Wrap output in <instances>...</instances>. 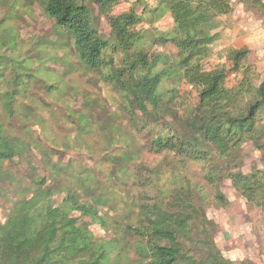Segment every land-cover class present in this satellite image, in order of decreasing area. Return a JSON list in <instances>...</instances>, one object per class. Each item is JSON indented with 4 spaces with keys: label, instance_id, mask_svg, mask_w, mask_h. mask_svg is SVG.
<instances>
[{
    "label": "rangeland",
    "instance_id": "1",
    "mask_svg": "<svg viewBox=\"0 0 264 264\" xmlns=\"http://www.w3.org/2000/svg\"><path fill=\"white\" fill-rule=\"evenodd\" d=\"M231 4L232 12L220 16V26L213 30L217 38L204 67L223 63L230 67L228 50L247 47L245 64L254 70L258 85L264 76V7L252 0H231ZM153 6V0H118L112 13L134 9L142 14ZM93 16L101 36L112 44L105 16L96 7ZM172 26L171 14L165 13L155 21L145 16L136 31L164 32ZM149 51L177 54L171 44H153ZM105 58L112 60L102 68L84 65L72 38L44 14L39 2L0 0V125L3 134L15 140L18 152L0 166V221L15 201L31 197L37 177H45L55 190L53 204L61 201L67 189L101 216L80 219L94 239L116 245L107 264H140L139 238L126 228L138 226L140 205L153 202L182 213L191 212L189 204L197 208L190 224L193 240H182L185 252L198 253L196 244L202 236L197 226H204L207 242L212 238L225 259L233 264H264L262 210L249 204L221 172L219 189L225 202L218 201L215 186L206 179L208 162L170 150L156 151L153 139L171 134L169 123L129 120L141 117L140 113L126 112L123 91L109 74L121 65L122 53L108 49ZM240 78L230 75L228 85ZM178 84L174 108L185 116L193 111L197 92L184 82ZM172 87V82L164 85ZM7 93L14 94L11 112L3 106ZM240 158L242 173L264 166L263 156L250 143L242 146Z\"/></svg>",
    "mask_w": 264,
    "mask_h": 264
},
{
    "label": "trees",
    "instance_id": "2",
    "mask_svg": "<svg viewBox=\"0 0 264 264\" xmlns=\"http://www.w3.org/2000/svg\"><path fill=\"white\" fill-rule=\"evenodd\" d=\"M29 1L39 2L44 14L72 38L80 61L88 68L109 64L112 59L105 58L108 49L122 53L121 65L109 74L123 91L126 112L134 109L140 113L141 117L129 120L169 123L171 134L153 139L156 151L170 150L187 159L208 162L206 179L215 186L218 201L225 202L219 189L221 172L249 204L264 214V166L254 167L249 173L239 170L244 144L250 143L264 158V76L256 85L254 70L245 64L250 52L247 47L228 50L230 67L225 63L204 67V60L211 55L210 45L217 38L213 30L220 26V16L232 12L231 0H153L155 6L146 7L142 14L130 9L117 15L112 11L118 0ZM252 3L264 7L261 0ZM94 7L110 26L112 44L95 25ZM165 13H170L173 20L169 31H136L145 16L155 21ZM153 44H171L177 54L171 57L150 52ZM238 74L241 78L229 86V76ZM166 82L175 87L165 89ZM178 82L197 92V103L185 116L174 108ZM5 96L3 106L11 112L14 94ZM169 114L172 121H167ZM2 130L0 125V166L18 153L15 140ZM34 184L31 197L15 201L8 216L0 221V264H107L116 245L111 240L94 239L80 219H101L97 211L67 189L55 205V190L46 184L45 177H37ZM189 207L191 212L182 213L167 209L161 202L140 205L138 226L126 228L139 238L136 252L140 264H233L221 255L212 238L207 242L204 226H197L202 236L196 244L198 253L184 251L182 240H193L190 224L197 210L192 204Z\"/></svg>",
    "mask_w": 264,
    "mask_h": 264
}]
</instances>
